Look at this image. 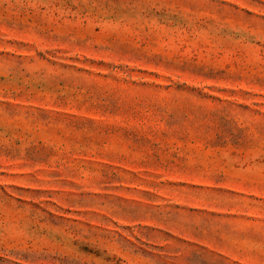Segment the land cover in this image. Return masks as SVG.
<instances>
[{"label":"rangeland","instance_id":"rangeland-1","mask_svg":"<svg viewBox=\"0 0 264 264\" xmlns=\"http://www.w3.org/2000/svg\"><path fill=\"white\" fill-rule=\"evenodd\" d=\"M0 264H264V0H0Z\"/></svg>","mask_w":264,"mask_h":264}]
</instances>
